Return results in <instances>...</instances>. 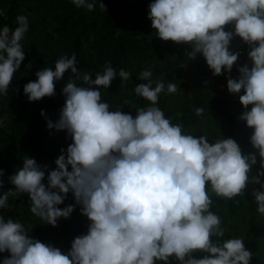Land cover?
<instances>
[{"label": "clouds", "instance_id": "obj_1", "mask_svg": "<svg viewBox=\"0 0 264 264\" xmlns=\"http://www.w3.org/2000/svg\"><path fill=\"white\" fill-rule=\"evenodd\" d=\"M72 3L89 11L96 8L95 0ZM99 6L107 10L101 0ZM0 15H4L2 10ZM148 19L163 41L190 45L189 59L202 55L215 76L224 70L231 73L239 59L240 53L230 50L234 37L249 46L251 66H241L238 79L229 76L227 88L232 94L243 90L239 101L245 111L238 119L253 129L254 151L245 154L232 138L210 143L206 135L186 134L181 124L173 123L158 107L165 88L175 94L178 86L153 81L150 70L139 74L147 83L134 89L149 106L137 108L135 116L119 106L111 111L100 91L117 76L111 62L96 72L94 80L91 72H84L85 87L76 83L81 78L76 54L61 56L55 70L37 71V80L25 84L23 91L30 102L52 97L55 82L71 70L73 77L62 89L66 99L59 119L55 123L48 119L47 127L66 130L72 143L66 152L61 149L55 170L26 156L23 166L8 177L14 190L0 194V208L9 207V197L27 194L31 213L55 227L74 211L71 204L58 207L71 191L90 224L87 234L77 236L65 254L31 238L23 223L0 215V253H10L2 264H172L173 260L179 264H251L253 253L243 238L224 239L227 230L211 207L213 195L239 206L236 197L249 184L264 189L260 179L264 176V0H153ZM15 22L14 30L7 25L0 28V96L9 94L14 74L25 60L22 41L29 20L20 14ZM227 26L232 30H226ZM118 75L122 81L131 78L123 68ZM195 112L201 116L204 109ZM41 115L46 113L41 110ZM257 154L260 171L253 176ZM4 172L0 168V190ZM253 195L258 213L264 215V190H255ZM198 252L205 255L196 258Z\"/></svg>", "mask_w": 264, "mask_h": 264}, {"label": "trees", "instance_id": "obj_2", "mask_svg": "<svg viewBox=\"0 0 264 264\" xmlns=\"http://www.w3.org/2000/svg\"><path fill=\"white\" fill-rule=\"evenodd\" d=\"M101 2L107 10H101L100 0H95L93 11L77 7L72 0H0V10L4 12L0 15V28L4 25L16 28L15 18L20 14L26 15L29 20V30L22 41L27 54L25 82L17 97L9 98V94L1 97L0 104L7 124L0 128V168L5 170L0 194L14 190L8 177L23 166L26 156L34 158L40 165H48L49 170H55V160L62 154L61 149L66 152L72 143L66 130L47 127L48 119L53 123L59 119L66 99L62 89L68 78L73 77L71 70L64 74L62 80L55 82L56 94L52 97L30 102L23 89L28 82L37 80L36 72L43 69V64L55 70L57 59L64 55L71 57L73 53L77 56L76 67L81 71V78L76 81L78 86H88L83 84L84 72H91L94 80L96 72H102L106 62H111L117 69V76L110 87L100 88L102 99L109 103L111 111L119 106L123 112L135 116L137 108L149 106L150 102L137 96L134 89L140 83H147L139 79V74L150 70L153 81L163 80L165 85L171 82L178 86L175 94L167 93L165 88L160 94L158 107L173 123L181 124L186 134L196 137L206 135L210 143L232 138L245 154L254 151L250 143L253 129L238 119L245 111L239 101L243 90L240 94H232L227 88L229 76L238 79V69L252 64L248 57L250 48L240 37H234L230 50L236 53L242 48L245 51L241 63L237 62L231 73L224 70L223 75L215 76L202 55L189 59L190 45H187L185 53L177 55L174 42L158 37L148 19L149 4L153 0ZM226 30H232L231 26H227ZM120 68L131 74L129 80L122 81L118 75ZM221 83L223 88L219 87ZM196 108L204 109L201 116L196 115ZM41 110L46 116L41 115ZM247 110H251V105ZM257 160L253 176L260 171L258 154ZM260 179L264 183V176ZM44 183L47 185V173ZM255 190L264 189L260 184H249L245 193L236 197L240 201L239 206L213 195L211 210L223 221L227 230L224 239L243 238L246 248L253 253L251 264H264V215L257 211L253 195ZM69 204L75 206L74 211L69 218L59 219L55 227L31 213L27 194L9 197V207L0 208V215L6 220H18L24 224L31 238L53 245L67 254L72 241L87 234L90 224L88 218L82 215V205L76 204L71 191L58 207L63 209ZM194 255L202 258L205 253ZM5 257H10V253H0V264ZM172 264L179 262L173 260Z\"/></svg>", "mask_w": 264, "mask_h": 264}, {"label": "rangeland", "instance_id": "obj_3", "mask_svg": "<svg viewBox=\"0 0 264 264\" xmlns=\"http://www.w3.org/2000/svg\"><path fill=\"white\" fill-rule=\"evenodd\" d=\"M178 54H180V53L177 52V55ZM26 58H27V54L25 55V60L22 62L20 69L17 70V72H16L17 75L15 73L16 77H14V80H12V83L10 85L9 95H8L9 98L17 97L20 93V89L22 87V84L25 82V77H26L25 75L27 73V70L25 67H23V65L24 64L27 65ZM45 67H48V66L46 64H43V68H45ZM17 88L19 89L18 92L16 91Z\"/></svg>", "mask_w": 264, "mask_h": 264}, {"label": "built area", "instance_id": "obj_4", "mask_svg": "<svg viewBox=\"0 0 264 264\" xmlns=\"http://www.w3.org/2000/svg\"><path fill=\"white\" fill-rule=\"evenodd\" d=\"M10 28L13 30L15 29L13 27H10ZM175 45H176L175 54H177V52H179V53L183 52V51H184V53L186 52V48L182 49L180 44L175 43ZM237 52L240 53L239 59L237 61L239 64V63H241V60H242V57H243L245 51L242 48H240ZM219 87L223 88L224 84L223 83L219 84ZM1 97L2 96H0V103H1ZM6 124H7L6 117L3 115V110H2L1 104H0V128L3 126H6Z\"/></svg>", "mask_w": 264, "mask_h": 264}, {"label": "crops", "instance_id": "obj_5", "mask_svg": "<svg viewBox=\"0 0 264 264\" xmlns=\"http://www.w3.org/2000/svg\"><path fill=\"white\" fill-rule=\"evenodd\" d=\"M187 45H188V44H180V46H181L182 49H184L185 47H187ZM24 65H25V68H27V65H26V64H24ZM9 91H10V90H9Z\"/></svg>", "mask_w": 264, "mask_h": 264}]
</instances>
